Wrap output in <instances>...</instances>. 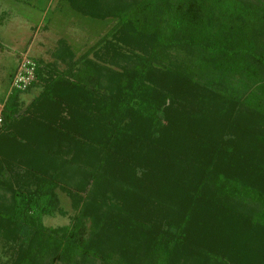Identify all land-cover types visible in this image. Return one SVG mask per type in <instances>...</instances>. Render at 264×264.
I'll list each match as a JSON object with an SVG mask.
<instances>
[{"label":"trees","instance_id":"trees-1","mask_svg":"<svg viewBox=\"0 0 264 264\" xmlns=\"http://www.w3.org/2000/svg\"><path fill=\"white\" fill-rule=\"evenodd\" d=\"M60 1L113 26L2 101L3 264H264V0Z\"/></svg>","mask_w":264,"mask_h":264},{"label":"rangeland","instance_id":"rangeland-1","mask_svg":"<svg viewBox=\"0 0 264 264\" xmlns=\"http://www.w3.org/2000/svg\"><path fill=\"white\" fill-rule=\"evenodd\" d=\"M112 26L111 20L95 21L82 17L60 0H0V124L2 101L13 85L23 78L21 89L26 90L33 81L30 75H22L25 65L32 60L51 63L59 40H64L79 57ZM38 93L39 88L35 87L23 93L20 97L22 106L29 104ZM58 197L66 215L44 217L45 227L68 226L74 215L70 200L60 192ZM3 261L5 258L0 254V264Z\"/></svg>","mask_w":264,"mask_h":264},{"label":"built area","instance_id":"built-area-1","mask_svg":"<svg viewBox=\"0 0 264 264\" xmlns=\"http://www.w3.org/2000/svg\"><path fill=\"white\" fill-rule=\"evenodd\" d=\"M24 74H22L24 77H26L27 75H30L32 77V74H31V71L30 70H27L25 67H24ZM21 78V77H20ZM22 81H23V78H21L17 83H15V85L13 86H16V87H22Z\"/></svg>","mask_w":264,"mask_h":264}]
</instances>
